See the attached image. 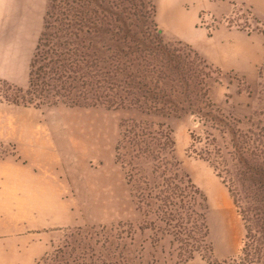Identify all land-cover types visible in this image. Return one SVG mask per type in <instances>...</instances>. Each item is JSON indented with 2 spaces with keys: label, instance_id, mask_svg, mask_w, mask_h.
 <instances>
[{
  "label": "rangeland",
  "instance_id": "374dc122",
  "mask_svg": "<svg viewBox=\"0 0 264 264\" xmlns=\"http://www.w3.org/2000/svg\"><path fill=\"white\" fill-rule=\"evenodd\" d=\"M69 1L0 3V264H216L241 256L247 230L229 180L201 156L212 141L219 170L235 145L259 146L264 159V0H171L179 25L168 19L170 0H85L87 26L102 29L77 36L67 26ZM181 34L199 36L192 44ZM39 44L48 53L36 58L31 86ZM61 64L68 66L50 71ZM153 100L162 111L147 109ZM22 122L37 125L33 150L19 149ZM151 124L171 131L174 164L203 196L210 249L189 260L148 226L131 195L133 168L150 164L133 157L129 139ZM125 125L138 127L129 139ZM205 233L198 230L199 241Z\"/></svg>",
  "mask_w": 264,
  "mask_h": 264
},
{
  "label": "trees",
  "instance_id": "16d2710c",
  "mask_svg": "<svg viewBox=\"0 0 264 264\" xmlns=\"http://www.w3.org/2000/svg\"><path fill=\"white\" fill-rule=\"evenodd\" d=\"M69 2L71 4L69 12L73 13V15L69 14L68 16L67 26L69 32L71 29L72 35L76 34V36L78 33L82 35L98 34V31L102 29L99 25L87 26L89 23L88 13L84 10L85 0H70ZM157 48L161 52L166 51L165 47H161V44ZM37 49L38 54L31 65V86L34 84L32 81L36 68V58L38 56L41 58L47 57L48 53L42 51L41 44ZM54 49H60V47L53 48V51ZM74 49L80 50L79 46ZM83 49L82 56H88L89 54V56L94 55L97 58L96 50L91 52L87 50L88 54H86ZM128 50L134 53V50L138 51L140 48L139 46L134 47V49L129 47ZM152 50L153 48L150 47V55L153 56ZM129 52H127V55ZM96 60L95 64L98 66L99 63ZM48 65L37 68L36 75L38 76L42 70H46ZM66 66L68 64H61V69L50 67V71L64 70ZM48 73L50 72L48 71ZM60 87L61 91H65L64 85ZM147 94H152L150 89ZM126 106L138 107L135 103H129ZM146 107L147 109L149 107L151 110L162 111L155 100L147 103ZM208 115L210 114H206V116ZM151 125L144 126V129L142 128V131L138 130L137 134H135L138 128L137 125L131 129L130 126L125 125L123 134L125 139H129L130 135L135 134L134 139H129L130 149L135 154L133 157L136 159L146 156L147 162L150 164L146 170L138 169L137 165L133 168L134 173L130 182L131 195L137 209L147 219L148 226L162 232L163 236H171L172 243L180 244L183 252L181 255L189 260L197 254L202 255L204 249H210V244L207 242V228L204 227V219L201 217V211L199 210L204 207L202 203L203 196L174 164V141L171 131L166 129V134L164 132L156 133L152 131L154 124ZM158 125L159 128L164 126V124ZM210 137L211 134H207L206 139L210 140ZM244 145L241 147L235 145L233 152H227L230 162L225 161V164H227L223 170H219L217 167L219 164L215 160V155L219 154V151L211 150L212 141H210L209 148L201 156L215 166L214 168L219 176L227 179V181L229 180L230 192L233 195L235 205L241 211L247 230V243L241 256L216 264H264V159L257 160L259 154H262L259 146ZM237 188H241L244 196ZM153 217H157L158 222H152ZM201 227L206 230V236L202 241H199L197 234Z\"/></svg>",
  "mask_w": 264,
  "mask_h": 264
},
{
  "label": "crops",
  "instance_id": "0c3cea01",
  "mask_svg": "<svg viewBox=\"0 0 264 264\" xmlns=\"http://www.w3.org/2000/svg\"><path fill=\"white\" fill-rule=\"evenodd\" d=\"M1 1L2 0H0V3H1ZM169 2H168V4L166 5V8H165V9H167L166 12L168 11V15H169L168 19L169 20H173V22H171L173 25H179V24H181V21L177 17H175L173 15V13H172V11L175 8L174 4H176V3H174V1L171 2V0ZM190 18H192V16H190ZM180 36L185 38L187 41H189L190 43L193 44V43L196 42V39H197V37L199 35H197V36L196 35H194V36H190L189 35L188 36V35H182L181 34ZM214 51H215L214 52L215 53V57H219V55L221 57V54L219 52L218 47L215 48ZM20 125L21 126L19 128V133H17V135L15 137L16 141L18 143L19 149L20 150H33L36 147L35 143H36V140L38 138V137H36L37 135L35 134V129H37V125L36 124H26L25 125V122H22ZM32 141H33V143H32ZM35 151L37 152L38 150H35ZM41 151L42 150H40V152ZM1 171H3V170H0V174H1Z\"/></svg>",
  "mask_w": 264,
  "mask_h": 264
},
{
  "label": "bare ground",
  "instance_id": "6f19581e",
  "mask_svg": "<svg viewBox=\"0 0 264 264\" xmlns=\"http://www.w3.org/2000/svg\"><path fill=\"white\" fill-rule=\"evenodd\" d=\"M216 199V198H215Z\"/></svg>",
  "mask_w": 264,
  "mask_h": 264
}]
</instances>
